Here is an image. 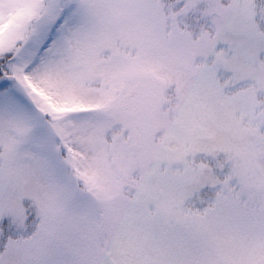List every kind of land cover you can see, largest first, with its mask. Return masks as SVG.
I'll return each instance as SVG.
<instances>
[{
    "label": "snow or ice",
    "instance_id": "obj_1",
    "mask_svg": "<svg viewBox=\"0 0 264 264\" xmlns=\"http://www.w3.org/2000/svg\"><path fill=\"white\" fill-rule=\"evenodd\" d=\"M0 264H264V0H0Z\"/></svg>",
    "mask_w": 264,
    "mask_h": 264
}]
</instances>
